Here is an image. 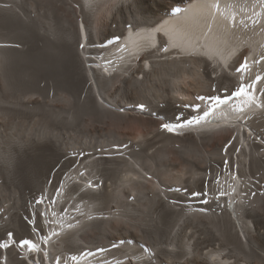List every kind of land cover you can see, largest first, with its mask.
<instances>
[{
    "label": "bare ground",
    "instance_id": "6f19581e",
    "mask_svg": "<svg viewBox=\"0 0 264 264\" xmlns=\"http://www.w3.org/2000/svg\"><path fill=\"white\" fill-rule=\"evenodd\" d=\"M216 5L0 0V264H264V108L162 127L255 74L235 71L247 52L264 57L260 3Z\"/></svg>",
    "mask_w": 264,
    "mask_h": 264
},
{
    "label": "snow or ice",
    "instance_id": "6c2138e0",
    "mask_svg": "<svg viewBox=\"0 0 264 264\" xmlns=\"http://www.w3.org/2000/svg\"><path fill=\"white\" fill-rule=\"evenodd\" d=\"M261 80V77L260 76H257L256 77V81H260ZM254 81L253 83L251 84H248V85H245L243 83L239 84L238 86L235 87V91L232 92V93H229L228 92V89H224V95L221 96V95H214V96H208V97H200L201 100H205L207 99L208 101L212 102V105L210 107L209 110H212L214 109L215 107H218L220 105H224L226 103H228L232 98L233 96L235 97H240L241 95L243 94H246L248 92V90L250 88H253L255 86V82ZM141 107H144L143 105H141ZM209 114V111H205L204 112V116H207ZM193 122H198V118L196 117H193L192 119H189V120H186L185 123L187 124H191ZM184 125L183 124H174V123H166V124H163L162 127L168 131H174L176 128L178 127H183ZM218 182V181H217ZM185 191H187V189H185ZM223 194V193H221ZM192 195H207V193H192ZM43 202V197H41V200L39 201V203H42ZM207 201H205L206 203ZM20 243L22 245H28L31 247L32 250H36L37 249V245L35 243H33V241L31 239H24L22 241H20ZM0 247H8L7 244H3V245H0Z\"/></svg>",
    "mask_w": 264,
    "mask_h": 264
},
{
    "label": "rangeland",
    "instance_id": "374dc122",
    "mask_svg": "<svg viewBox=\"0 0 264 264\" xmlns=\"http://www.w3.org/2000/svg\"><path fill=\"white\" fill-rule=\"evenodd\" d=\"M46 180H47V179H46ZM45 182H46V181H45ZM45 182H44V183H45ZM44 183H42V185H44ZM40 188H41V186L39 187V190H40Z\"/></svg>",
    "mask_w": 264,
    "mask_h": 264
}]
</instances>
